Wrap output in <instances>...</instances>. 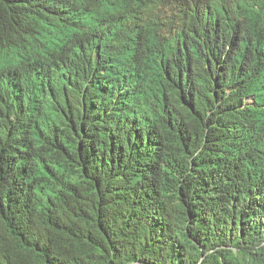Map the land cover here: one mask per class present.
Returning a JSON list of instances; mask_svg holds the SVG:
<instances>
[{
    "label": "trees",
    "instance_id": "trees-1",
    "mask_svg": "<svg viewBox=\"0 0 264 264\" xmlns=\"http://www.w3.org/2000/svg\"><path fill=\"white\" fill-rule=\"evenodd\" d=\"M0 101V264H264V0H0Z\"/></svg>",
    "mask_w": 264,
    "mask_h": 264
},
{
    "label": "bare ground",
    "instance_id": "bare-ground-1",
    "mask_svg": "<svg viewBox=\"0 0 264 264\" xmlns=\"http://www.w3.org/2000/svg\"><path fill=\"white\" fill-rule=\"evenodd\" d=\"M65 68V67H64ZM1 102V101H0ZM21 151V150H20Z\"/></svg>",
    "mask_w": 264,
    "mask_h": 264
}]
</instances>
